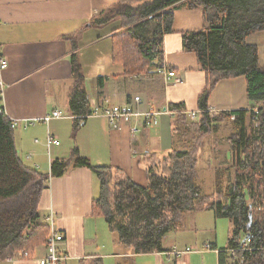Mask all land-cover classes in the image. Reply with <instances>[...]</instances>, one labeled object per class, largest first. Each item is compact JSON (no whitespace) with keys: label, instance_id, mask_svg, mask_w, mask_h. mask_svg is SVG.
Here are the masks:
<instances>
[{"label":"trees","instance_id":"obj_1","mask_svg":"<svg viewBox=\"0 0 264 264\" xmlns=\"http://www.w3.org/2000/svg\"><path fill=\"white\" fill-rule=\"evenodd\" d=\"M178 7L203 12L201 30L181 33L184 52L196 56L206 78L198 98L199 120H190L184 103H168L172 148L143 156L147 188L119 167L92 165L78 149L72 159L53 161L50 176L61 177L70 166L91 170L99 186L92 215L103 218L121 247L133 255L167 252L166 239L189 213L210 210L231 225L219 264H264V67L258 47L248 43L250 36L264 32V0H118L86 26L119 21L121 29L111 41L113 62L124 67L126 78L146 77L154 62L164 61V37L174 32L172 11ZM78 52L74 45L67 110L74 141L81 123L94 114ZM240 77L247 80L251 109L211 116L209 99L217 85ZM12 125L0 97V263L18 252L31 254L48 238L41 235L46 227L40 225L39 205L50 176L21 162ZM227 128L232 129L228 141L235 175L219 171L216 192L205 196L198 184L203 138Z\"/></svg>","mask_w":264,"mask_h":264},{"label":"crops","instance_id":"obj_2","mask_svg":"<svg viewBox=\"0 0 264 264\" xmlns=\"http://www.w3.org/2000/svg\"><path fill=\"white\" fill-rule=\"evenodd\" d=\"M117 2L0 0V55L9 63L3 74L6 89L2 100L8 118L21 122V127L15 129L16 146L26 167L36 170L38 166L39 173L50 176L53 161L72 159L78 149L77 153L92 165L119 167L137 185L147 188L141 164L143 156L148 152L167 153L172 148V114L166 108L168 103H184L188 114L195 112L200 116L198 98L206 78L196 56L184 52L181 33L201 30L203 12L184 7L172 11L174 32L164 37L163 63L154 62L150 74L133 79L126 78L124 67L115 64L112 58V37L120 31L121 23L116 21L101 28L86 26ZM248 43L258 47L264 67V32L250 36ZM74 45L78 47L88 83L90 105L97 104L102 110L106 106L128 104L138 114L129 125H120L118 129H112L104 117L92 115L81 123L75 143L71 138L73 118L67 111ZM160 67L175 72L182 82L165 85L155 73ZM246 89L245 77L221 81L210 96L209 114L251 109ZM136 97L140 99L136 101ZM54 111H61L64 116L47 125L43 118ZM152 112L159 114V124L154 128L144 116ZM26 122L33 125L25 129ZM133 127L138 129L136 133L132 132ZM49 135L60 142L50 150ZM48 183L39 205L40 225L49 228L45 219L51 212L56 214L55 228L65 236L58 247L59 254L67 258L62 264H96L98 260L101 264H211V261L219 264L220 252L226 249L216 244L220 219L205 210L189 213L180 227L183 229L186 223L194 221L195 229L205 233L200 238L189 241V236L180 237L179 229L166 239L167 252L133 255L121 247L103 218L92 215L99 186L91 170L70 166L63 176H50ZM211 237L214 243L209 240ZM47 240L28 253V257L0 264H41L49 256Z\"/></svg>","mask_w":264,"mask_h":264},{"label":"built area","instance_id":"obj_3","mask_svg":"<svg viewBox=\"0 0 264 264\" xmlns=\"http://www.w3.org/2000/svg\"><path fill=\"white\" fill-rule=\"evenodd\" d=\"M9 67V63L6 57H3L0 55V97L3 99L4 91L6 89V84L3 79V74L5 70H7ZM156 75L160 77V80L163 81L165 85H168L171 81L174 84H179L182 82L180 78L176 76L175 72H169L168 68L160 67L156 72ZM140 98L136 97V101H138ZM91 108L94 111L93 115L104 117L110 127L112 129H118L120 125H129L133 119L134 116H137L138 114H135L133 112V108L131 105L124 104V105H111V106H106L104 109L100 110L99 107H97V104L91 105ZM159 114L156 112L152 113H145L144 116L146 118V121L149 122L150 127H156L158 125L157 122V116ZM63 113L61 111H54L51 114L47 115L46 117L43 118V122L46 123L47 125L57 119L63 118ZM189 118L192 121L197 122L199 120L198 114L193 112L189 114ZM232 120L235 119V117H230ZM21 122L16 120L12 121V126L14 129H19L21 127ZM34 123V121H33ZM33 123L26 122L24 124V128L27 129L28 127L32 126ZM32 124V125H31ZM138 129L136 127L132 128V132L136 133ZM60 142L53 136L49 135L47 139V147L50 150L52 145H59ZM39 167L35 166V169L37 170ZM56 214L51 212L49 216L45 219V224L46 226L49 227L50 229V235L48 237V249H49V256L44 259H42L41 264H62L64 263L67 259L65 256L63 257L62 255L59 254L58 247L60 246V243H62L65 240V236L55 228L56 225ZM251 239L248 238L247 242L244 243V247H247L248 244L250 243ZM191 250L188 249L187 253H190ZM178 256L182 255L181 252L176 253ZM233 254V253H232ZM29 254L27 252H18L15 256L9 257L7 260L8 261H14L16 259H23L25 257H28Z\"/></svg>","mask_w":264,"mask_h":264},{"label":"rangeland","instance_id":"obj_4","mask_svg":"<svg viewBox=\"0 0 264 264\" xmlns=\"http://www.w3.org/2000/svg\"><path fill=\"white\" fill-rule=\"evenodd\" d=\"M218 114L219 113L213 114V116H216ZM231 130H232L231 128L221 129L220 131H218V133H213L203 138L204 146L203 148L201 147L202 150L200 149L201 159L198 163V175H199L198 184L202 189L203 195L205 196L212 195L216 192L217 180L219 178V171H226L228 174L231 175V177H234L235 175L234 172L235 169L233 168V164H232V158L234 157L232 152L233 151L232 145L228 141L232 132ZM177 140L179 141V136H177ZM66 145H68V141ZM224 179L225 182L227 183L228 176L227 175L224 176ZM195 226L196 223L194 221H190L186 223L183 229L180 228V230L178 231V233H180V237L186 235L189 236L187 238L189 239V241H194L195 237L200 238L201 236H203L205 233L201 232L200 230H196ZM230 232H231L230 221L227 219H220L218 230H216V235H217L216 244L218 247L224 248L226 246ZM49 234H50L49 228H46L41 232V235L43 237H45V235L48 237ZM209 240H211L212 243L215 242V239H213V237H211V239ZM191 247L195 249L194 245H192Z\"/></svg>","mask_w":264,"mask_h":264},{"label":"water","instance_id":"obj_5","mask_svg":"<svg viewBox=\"0 0 264 264\" xmlns=\"http://www.w3.org/2000/svg\"><path fill=\"white\" fill-rule=\"evenodd\" d=\"M250 218L252 219V214L250 215Z\"/></svg>","mask_w":264,"mask_h":264}]
</instances>
